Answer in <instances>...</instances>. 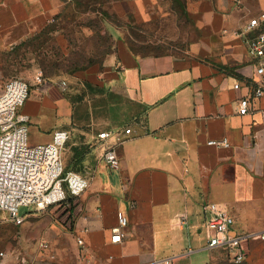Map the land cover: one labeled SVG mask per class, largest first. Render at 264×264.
I'll use <instances>...</instances> for the list:
<instances>
[{"label":"crops","instance_id":"obj_1","mask_svg":"<svg viewBox=\"0 0 264 264\" xmlns=\"http://www.w3.org/2000/svg\"><path fill=\"white\" fill-rule=\"evenodd\" d=\"M67 1L0 0V48L41 30ZM262 10L264 0H203L193 15L200 34L185 55H141L120 40L103 68L80 74L99 102L77 106L68 85L34 83L21 110L39 129L32 143L67 130L66 167L89 186L60 205L21 213L25 221L12 222L19 230L0 236V264H213L223 251L207 248L206 202L229 208L235 228L264 232V96L251 113L238 112L255 77L239 32ZM98 108L100 120L81 113ZM125 128L132 133L111 169L99 133ZM222 138L231 145L208 144ZM120 210L127 235L113 243ZM50 249L67 252V263L62 256L54 263ZM247 261L264 264V242L252 243Z\"/></svg>","mask_w":264,"mask_h":264},{"label":"built area","instance_id":"obj_2","mask_svg":"<svg viewBox=\"0 0 264 264\" xmlns=\"http://www.w3.org/2000/svg\"><path fill=\"white\" fill-rule=\"evenodd\" d=\"M239 35L255 64V77L244 85L246 93L238 102V112L246 115L255 109L256 100L264 96V10L249 18ZM34 83H55L63 88L68 85L65 79L53 82L41 72L35 75ZM242 86L240 81L234 84L235 89ZM30 94L31 84L19 77L9 79L0 90V211L18 225L26 219L21 214L22 207L43 211L66 202L69 194L79 196L89 186L87 176L66 170L63 150L70 138L67 130H56L49 142L29 145L30 116L21 110ZM131 133V128L99 133L106 142L103 159L109 168L120 167L117 146ZM208 144L229 147L231 142L222 138L211 139ZM203 209L207 248L226 252L232 262L240 264L247 261L252 243L264 242V232L235 228L236 217L229 208L216 202H206ZM128 224L127 214L118 211L117 224L112 228L113 243L124 240ZM77 241L82 247L85 245L82 238Z\"/></svg>","mask_w":264,"mask_h":264},{"label":"rangeland","instance_id":"obj_3","mask_svg":"<svg viewBox=\"0 0 264 264\" xmlns=\"http://www.w3.org/2000/svg\"><path fill=\"white\" fill-rule=\"evenodd\" d=\"M202 1L92 0L89 4L87 0H68L64 4L68 6L52 22L51 33L45 32L17 52L0 48V90L14 77L28 81L31 87L36 86L34 77L41 72L54 80L65 79L69 87L67 94L73 96L74 105L99 102L101 95L87 85L86 78L80 75L82 71L103 68L113 53L104 57V51L112 44L117 48L120 40L133 43L139 52L185 55L200 34L193 15ZM81 113L88 114L86 120L90 121L93 117L102 119L105 111L82 109ZM38 134L39 129L33 124L29 145H35L32 140H36ZM67 148L66 144L65 165L69 159ZM25 210L27 208L22 207L21 213ZM2 220H6V225ZM12 224L7 214L0 211V236L19 230ZM49 255L54 263L61 256L65 263L69 259L67 252L59 256L50 249ZM225 260L226 252H218L213 264Z\"/></svg>","mask_w":264,"mask_h":264},{"label":"trees","instance_id":"obj_4","mask_svg":"<svg viewBox=\"0 0 264 264\" xmlns=\"http://www.w3.org/2000/svg\"><path fill=\"white\" fill-rule=\"evenodd\" d=\"M72 1H76V0H72ZM82 1V0H80ZM89 1V4L92 3V0H87ZM68 6V4L64 7L66 8ZM64 10V9H63ZM58 14H56L54 17H53V20H51L46 26H44L41 30L37 31L36 33H34L31 37H29L28 39L24 40L23 42L19 43L18 45L14 46L11 51L12 52H17L19 51L22 47L26 46V45H29V44H32L33 41H35L38 37H40V35L44 34L45 32H49L51 33L52 30H54V27H51L52 25V22L55 20V17L57 16ZM126 43L128 44L129 48L134 52V53H138V54H141V55H149V54H155V55H162V54H165V53H155V52H139L135 46H133V43L129 42V41H126ZM10 51V52H11ZM116 51V47H114V45H110L109 46V49L107 51H104L103 53V56L106 57L107 55H110L112 52L114 53ZM112 53V54H113ZM166 53H169V52H166ZM101 62V61H100ZM50 78V77H48ZM66 170H68V168L66 167ZM221 264H237V263H234L230 260V258L227 256V260H225L224 262H222ZM240 264H250V262L248 261H245L243 263H240Z\"/></svg>","mask_w":264,"mask_h":264}]
</instances>
